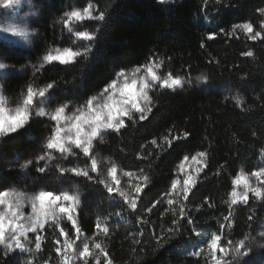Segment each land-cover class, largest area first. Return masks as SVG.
I'll return each mask as SVG.
<instances>
[{
  "label": "trees",
  "instance_id": "trees-1",
  "mask_svg": "<svg viewBox=\"0 0 264 264\" xmlns=\"http://www.w3.org/2000/svg\"><path fill=\"white\" fill-rule=\"evenodd\" d=\"M31 3L34 12L28 26L32 31L38 30L33 31L32 46L20 49L0 39L2 47L18 54L12 66L0 69L3 88L0 96L3 98H17L33 81L39 87L57 81L45 96L47 102L52 106L64 103L81 105L126 66L159 61V75L171 72L183 78L191 66L192 78L205 73L211 86L230 85L242 103L237 105L222 91L155 86L150 90L154 106L148 117L135 124L129 121V127L119 135L109 131L105 141L98 143L100 154L124 165L125 171H138L145 166L147 161L136 158L142 147L143 156L153 153L151 160L155 175L142 193L143 203L145 206L156 200H162V203L152 213H143L146 224L138 223L135 216L128 214L113 216L107 222L109 234L104 236L101 230L95 229L97 216L105 217L120 210V201L108 199L101 184L84 177H60L54 171L41 174L32 165L25 169L20 167L30 156L41 154L50 132L45 117L34 116L17 133L0 138V190L35 192L47 188L79 192L83 201V207L77 209L79 226L87 236L96 233L113 264H206V261L211 264L206 255L199 260L188 255L194 245L206 239V236L191 235V230L195 227L196 231L205 234L215 231L217 221L227 214L224 200L233 178L241 169L249 175L264 164V43L248 40L240 30L235 37L221 35L206 41V48H201L200 42L210 31L222 27L230 30L232 24L247 20L261 21L257 9L264 7V0H221L220 4L207 0V5L204 0H31ZM88 3L95 7L94 15L98 14L97 8L105 11L103 20L94 18L75 23L71 31L65 28L62 23L64 13ZM78 27L95 33L93 40H80L85 44L81 55L68 65L56 62L45 65L33 77L46 50L68 47L75 39L74 29ZM246 50H252L255 58L240 56ZM209 54L220 61L219 65L208 63ZM184 132H188L189 137L184 138ZM165 135L169 139H179H174L169 147L163 140ZM154 137L161 148L148 143ZM201 151L208 153V163L196 173V183L192 185L187 200L179 197L194 224L184 223L181 218V232L184 234L157 248L158 241L154 237L161 236L163 229L171 227V221L176 218L173 209L179 208L177 204L169 206L168 200L164 199L175 180V167L185 155ZM155 153H161L159 158ZM69 162L84 166V159L79 155L66 156L63 163ZM176 198L174 193L171 199ZM250 206L256 209L250 225L247 222L249 208L234 206L235 227L229 238L240 240L245 233H250L253 252L244 259L252 264H264V250L255 248L263 238L264 205L257 201ZM61 227L66 232L71 231L70 222L64 220ZM141 230L143 236L139 234ZM43 235L46 239L34 258V264H45V261L58 264L53 249L55 231L46 225ZM72 251L75 252V248ZM11 259L14 264H25L31 257L23 253ZM89 259L91 264H96L95 259ZM228 259L230 264H242L239 258L229 256ZM73 261L80 264L74 256ZM101 264H104L103 256Z\"/></svg>",
  "mask_w": 264,
  "mask_h": 264
},
{
  "label": "snow or ice",
  "instance_id": "snow-or-ice-1",
  "mask_svg": "<svg viewBox=\"0 0 264 264\" xmlns=\"http://www.w3.org/2000/svg\"><path fill=\"white\" fill-rule=\"evenodd\" d=\"M204 2L207 5V0ZM215 2L220 4L221 0H215ZM18 3L19 0H0V7L10 8ZM228 6L230 5L225 7ZM95 11L98 14L94 15L91 3L82 8H70L62 17L63 26L71 31L75 23L83 22L86 19L103 20L105 11L99 8ZM257 11L264 15V7L258 8ZM257 27L258 30H256ZM237 30L242 31L250 41L264 43V24L256 26L251 20H247L232 24L230 30L222 27L217 31L208 32L201 40L200 47L206 48V41L214 40L221 35L235 37ZM2 31L25 39L28 37V30L24 27H2ZM74 36L78 40L90 41L95 38V33L79 30L74 31ZM80 55V51L70 47L46 50L33 77L44 69L45 65L53 64V62L70 64ZM240 56L255 58L252 50L242 51ZM209 57V64L219 65V60L212 57L211 54ZM8 67L6 62L0 60V69ZM160 67V63L147 61L131 69H121L99 96L90 97L85 104L74 109L70 108L68 103L47 110L45 107L39 106L42 103L40 98L45 97L49 90L56 86L57 81L49 82L44 87L35 86L34 81L28 83L22 95V102L18 103L11 111L5 108L3 98H0V138L17 133L34 116L48 118L50 132L43 144L41 154L21 163L22 169L32 165L41 174L54 171L60 177H84L101 184L103 190L108 193V199L120 201V210L105 217L97 216L95 229L101 230L104 236L109 234L107 222L111 217H122L124 214H128L135 216L138 223L146 224L147 221L142 219L143 213H152L157 205L162 203V200L149 202L148 206L143 203L142 193L152 183L155 175L151 160L153 153L143 156L141 154L142 147L141 153H137L136 158L147 161L145 166L139 168L138 171H125L124 165L118 164L111 157L102 156L98 148V143L105 141L106 133L109 131L119 135L129 127V121L135 124L148 117L154 106L150 95L152 88L155 86L169 89L183 88L185 82L192 78L190 75L191 66L188 67V74L183 78L173 75L171 72L166 76H161L158 74ZM196 79L203 84L210 82L209 76L205 73H201ZM137 81H139V86L135 87ZM2 89V85H0V90ZM221 90L216 84L211 89H204L205 92ZM233 99L237 105L242 103L239 96L233 97ZM183 137H189V133L184 132ZM174 139H179V137L172 139H169L168 135L163 137L169 147ZM148 143L156 148H161L155 137ZM165 150L162 149V151ZM122 151L124 150L122 149ZM69 154L83 157L84 166L81 167L79 164L71 162L64 164L63 160ZM160 154L155 153L157 158ZM188 160L189 156L185 155L183 161ZM191 160L197 164H206L208 163V153L198 152L191 156ZM53 161L55 162L50 163ZM41 162H43L42 166ZM196 170L200 171L201 169L197 168ZM179 171H184L183 162L179 164ZM184 176L183 185L179 191L177 188L180 185V180L176 179L170 185L172 192H166V195L169 196L175 193L177 197L175 200L168 199V205L177 204L179 208L178 210L173 209L176 218L171 221V227L163 229L161 236L154 237L158 241L157 248L164 247L165 244L184 234L181 232V218L184 223L194 224L189 212L185 210V203L179 197L183 196L187 200L196 180L188 172H184ZM250 177L256 178L255 185L250 182ZM121 178H127L124 187H121ZM231 185L227 199L224 200L227 214L217 221L216 230L206 234L196 231L195 227L191 230V235L206 236L205 240L194 245V250L188 253L196 260L206 255L211 264H230L228 257L233 256V258H239L242 264H252L250 260L244 259L251 256L253 252L251 234L245 233L242 239L235 241L229 237L235 227L234 206L249 208L250 214L247 216V222L250 225L256 216V209L250 205L257 201L264 205V167L253 170L250 176H246L241 169L240 174L231 181ZM25 201L31 208L28 215L24 213ZM82 207L83 201L79 192L40 188L31 196H25L15 189L0 190V245L3 246L0 249V264H14L11 257L23 253H28L31 257V259H26L25 264H34V258L42 250L46 239L43 235L46 225L55 231L56 239L53 249L58 264H74L73 256L80 261V264H91L90 257L96 260V264H101V256H103L104 264H113L106 248L98 241L96 233L87 236L79 226L77 209ZM62 220L70 222L71 231L66 232L65 228L61 227ZM139 234L143 236V230ZM261 235L264 236V233ZM29 244L34 245V248L28 247ZM73 248L76 249L75 252L72 251ZM45 264H49V262L45 261Z\"/></svg>",
  "mask_w": 264,
  "mask_h": 264
},
{
  "label": "rangeland",
  "instance_id": "rangeland-1",
  "mask_svg": "<svg viewBox=\"0 0 264 264\" xmlns=\"http://www.w3.org/2000/svg\"><path fill=\"white\" fill-rule=\"evenodd\" d=\"M21 3H26L28 5L21 7L22 6ZM32 8H33V5L31 3V0H19V3L18 4H14L10 8H2V7H0V26H2V27H11V26L24 27V28H26L28 30V37L25 39V38H22V37H19V36H14L10 32L9 33H5V32L2 31V27H0V39L7 40V41L11 42L12 44L17 45L20 49L30 48L32 46V43H33V41H32L33 31L28 26V22H29L28 20H29V18L32 16V14L34 12ZM72 8H76V7H72ZM94 9H95V7L93 6V12H94ZM260 17H261V21L255 22L254 25L258 26L260 24H264V15H261L260 14ZM93 19L94 18H92V19H86L83 22L90 21V20H93ZM83 22H79V23H83ZM79 30L86 31V29L83 28V27H78V28L74 29V31H79ZM256 30H258V27H257ZM68 47L72 48L73 50H78V51H80L82 53L84 51L85 44L84 43H81L80 40L76 39V37H75V39H72L71 44ZM44 54H46V52ZM16 56H18V54L15 52V50L10 49V48L6 49L5 47H2L0 45V60H3L8 65H11L12 66V64H14V59H15ZM41 61H42V57L39 60L38 65H40ZM153 62L160 63L159 61H153ZM56 63L61 64L60 62H56ZM61 65H68V64H61ZM133 67H136V66H134V65H128L124 69H131ZM116 74H115V76H116ZM167 74H168V72H163L161 76H166ZM115 76H114V78H115ZM196 77L197 76L191 78V80H187L185 82L184 87H194V88L199 89V90H204L205 88L212 87L211 86L212 84L210 82L208 84H203L201 81H198L196 79ZM129 82H131V81H129ZM0 83H1V77H0ZM106 86H104L102 89H100L98 92H96L92 96H99L100 93L102 92V90ZM134 86L135 87H138L139 86V81H137ZM25 89H26V87L21 91V93L19 94V96L17 98H14V99H6V98H3L2 96H0V98H3L4 105H5V108L7 110H9V111L14 110L15 107L18 105V103L22 102V95H23V92H24ZM221 89H222L221 91L224 92V94H225L226 97H228V98H230V99H232V100L235 101V99H233V97H236V94H235V92L233 91V89H232V87L230 85H224V86L221 87ZM92 96H90V97H92ZM89 98H87L85 100V102ZM40 99H41L42 103L39 106L45 107L46 110L49 109V108L56 107V106L50 105L47 102V100H46L45 97H42ZM85 102L83 104H85ZM83 104H81V105L69 104V107L72 108V109H74V108H77V107L82 106ZM45 118L48 119L47 117H45ZM196 154H194V155H196ZM194 155H191V156H194ZM34 156H36V155L30 156L28 159H31ZM191 156H189V160L188 161H183V159H182L181 162L184 163V171L183 172L179 171V164L181 162L175 167V174H176L175 180L176 179H179L180 180V185H178L177 190H180V188L183 185V180L185 178L184 172L190 173L191 175H193L195 177V180H196V173L198 172L196 169L197 168H200L201 169V167H202L201 164H197L195 161H192L191 160ZM104 157H107V156H104ZM259 167H264V164H260L256 169H258ZM239 174H240V171L237 173V175H239ZM119 175H120V172H119V169H118V176ZM245 175L246 176H250V174L249 175L245 174ZM235 177L233 179H235ZM126 179L127 178H121V187H124L125 186ZM250 182L253 185H255L256 178L255 177H250ZM16 191L19 192V193L24 194L25 196H31L32 193H33V192L29 191V190H24V189H18ZM169 192H172V189H170ZM173 195H174V193H173ZM173 195L169 196V195H166L165 194L164 199H166V200L171 199L173 197ZM30 212H31L30 205H28V203L25 201L24 213H25V215H28V214H30ZM63 221L64 220H62L61 223ZM262 244H264V236H263L262 239H260L258 241V243L256 244V247L255 248L257 250L258 249L259 250H262V249L264 250V247H261L260 246ZM27 246L34 248V245H31V244H29ZM0 247L2 248L3 246L0 245ZM75 251H76V249H75ZM74 258L76 259L75 256H74Z\"/></svg>",
  "mask_w": 264,
  "mask_h": 264
},
{
  "label": "clouds",
  "instance_id": "clouds-1",
  "mask_svg": "<svg viewBox=\"0 0 264 264\" xmlns=\"http://www.w3.org/2000/svg\"><path fill=\"white\" fill-rule=\"evenodd\" d=\"M33 31H38L37 29H33ZM261 247H264V244L260 245Z\"/></svg>",
  "mask_w": 264,
  "mask_h": 264
}]
</instances>
